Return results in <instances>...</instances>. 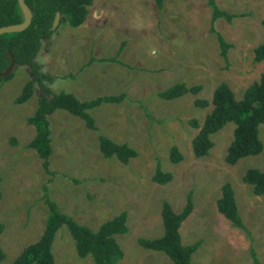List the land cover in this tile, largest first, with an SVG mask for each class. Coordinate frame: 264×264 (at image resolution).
<instances>
[{"label": "rangeland", "instance_id": "obj_1", "mask_svg": "<svg viewBox=\"0 0 264 264\" xmlns=\"http://www.w3.org/2000/svg\"><path fill=\"white\" fill-rule=\"evenodd\" d=\"M214 1L233 14L230 20L218 17L212 23L230 44L226 57L210 31L207 0H165L159 10L153 0H92L81 24L57 23L36 54L39 69L52 77L48 85L53 91H70L79 99L126 95L121 102L90 109L97 130L63 110L48 116L49 169L54 172L47 183L48 196L61 212L92 230L124 211L127 231L114 235L123 252L117 264L170 262L164 253L141 247L137 238L159 236L162 202L178 212L188 192L193 206L180 225L181 242L201 239L191 264H254L252 253L257 264H264V195H254L241 179L249 167L264 170V124L258 132L261 152L234 164L224 160L232 122L211 134L207 155L196 157L191 148L197 128L189 119L201 124L211 109L210 104L194 105V99L210 101L220 82L241 98L264 71V59L253 60L254 48L264 41V0ZM116 53L119 62L96 60ZM30 75L28 66L15 65L11 77L0 85V247L5 255L0 264H9L23 245L38 238L48 211L41 184L50 175L36 151L25 146L34 135L26 118L34 110L37 87L25 102H14ZM175 82L200 89L173 99L155 95ZM98 134L126 142L135 156L127 163L102 156ZM172 145L181 153L178 162L170 159ZM157 164L172 174L166 183L151 179ZM224 182L233 189L245 229L233 226L216 209ZM52 253L56 264H93L90 256H77L64 226L54 235Z\"/></svg>", "mask_w": 264, "mask_h": 264}, {"label": "trees", "instance_id": "obj_2", "mask_svg": "<svg viewBox=\"0 0 264 264\" xmlns=\"http://www.w3.org/2000/svg\"><path fill=\"white\" fill-rule=\"evenodd\" d=\"M159 10L165 0H153ZM31 12L28 25L19 31L5 32L0 34V72L8 64L9 51L15 65H25L30 68V77L22 84L15 103H22L29 99L34 86L37 87L38 95L33 112L26 118V122L34 127L33 137L26 143V147L33 148L41 159V166L46 174L50 175L41 184L43 190L42 199L47 207V217L41 234L38 238L22 246L9 264H56L52 253V242L56 231L64 226L71 236L78 257L90 256L93 264H117L122 257V250L117 243L116 234L127 231L125 224L126 213L119 212L117 215L101 222L96 230L78 223L71 216L61 212L56 203L48 196L47 183L52 180L53 171L49 169V156L51 154V140L48 116L55 110H63L72 116L80 118L84 125L91 130H97L90 109L102 103H118L125 97V93L101 94L89 99H79L70 91H53L48 83L52 77L41 71L35 61L36 54L42 41H47L54 29L51 28L55 12H59L58 23H66L71 27L81 24L87 15V7L92 0H24ZM211 7L210 31L214 32L220 48V54L226 57L230 44L214 29L212 23L218 17L230 20L233 14L218 7L214 0H207ZM22 20V13L17 0H0V26L18 23ZM264 31V18L261 20ZM119 50V49H118ZM253 60L264 59V41L253 50ZM117 53L114 56L96 58L98 61H117ZM91 57L85 64H88ZM123 64V62H121ZM13 66V67H14ZM12 75V69L4 76H0V85ZM200 85L186 87L183 82H175L166 88L159 89L155 95L164 99H173L186 92L195 93ZM196 106L211 105V109L204 115L201 124L196 118L189 119L192 127L197 128L196 134L191 140V148L194 156L207 155L212 146L211 134L222 128L226 123L232 122V139L226 147L224 160L228 164H234L242 157L256 155L263 148L259 138V125L264 124V71L259 79L252 81L243 91L241 98H235L232 90L224 83H218L212 91L210 101L196 98L193 101ZM144 108L145 114L150 117ZM98 149L102 156H114L121 163H127L135 156L136 152L126 142L118 143L103 134H98ZM171 161L181 160V153L175 145L169 148ZM172 177L170 172H164L159 165L155 166L151 179L157 183H166ZM242 181L251 186L254 195H264V170L249 167L242 175ZM77 181L76 179H74ZM1 198V190H0ZM217 211L223 215L233 226L244 228L239 216L233 189L228 182L220 187V195L215 200ZM192 197L188 192L182 209L178 212L172 210L166 202H162L160 217L162 221V233L153 238L139 237L137 243L146 249L164 253L169 259L168 264H191L190 257L198 248L201 239L191 243L181 242L179 228L182 221L192 210ZM3 224L0 222V233ZM4 252L0 247V261L4 258ZM254 264H257L253 256Z\"/></svg>", "mask_w": 264, "mask_h": 264}, {"label": "water", "instance_id": "obj_3", "mask_svg": "<svg viewBox=\"0 0 264 264\" xmlns=\"http://www.w3.org/2000/svg\"><path fill=\"white\" fill-rule=\"evenodd\" d=\"M18 7L22 13V20L18 23H12V24H7V25H1L0 26V34L5 33V32H12V31H19L24 29L31 18V12L28 6L25 4L24 0H17ZM59 20V12H55L53 21L51 24V28H55ZM8 55V64L5 67L3 71L0 72V76L6 75L14 66V59L9 51H7Z\"/></svg>", "mask_w": 264, "mask_h": 264}, {"label": "clouds", "instance_id": "obj_4", "mask_svg": "<svg viewBox=\"0 0 264 264\" xmlns=\"http://www.w3.org/2000/svg\"><path fill=\"white\" fill-rule=\"evenodd\" d=\"M153 55H155V51H153V53H152Z\"/></svg>", "mask_w": 264, "mask_h": 264}]
</instances>
